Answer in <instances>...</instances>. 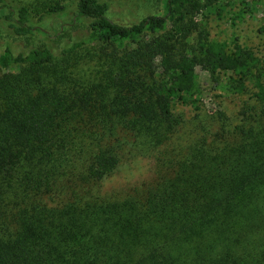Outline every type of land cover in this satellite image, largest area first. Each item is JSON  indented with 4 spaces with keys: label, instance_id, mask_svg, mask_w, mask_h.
<instances>
[{
    "label": "trees",
    "instance_id": "obj_1",
    "mask_svg": "<svg viewBox=\"0 0 264 264\" xmlns=\"http://www.w3.org/2000/svg\"><path fill=\"white\" fill-rule=\"evenodd\" d=\"M199 5L164 0L125 24L107 0L56 1L36 18L0 0L11 39L0 49V264H264V59L239 44L230 52L222 35L194 44L187 18ZM46 14L69 17L61 34L83 26L49 35ZM15 38L35 40L19 49ZM100 43L88 75L81 54ZM197 66L234 73L228 89L239 91L259 70L258 105L195 139L162 177L161 148L183 122L172 106L202 100ZM127 154L150 159L157 176L107 200L102 179Z\"/></svg>",
    "mask_w": 264,
    "mask_h": 264
},
{
    "label": "rangeland",
    "instance_id": "obj_2",
    "mask_svg": "<svg viewBox=\"0 0 264 264\" xmlns=\"http://www.w3.org/2000/svg\"><path fill=\"white\" fill-rule=\"evenodd\" d=\"M14 3L27 5L35 18L43 14L44 11L56 1L62 0H12ZM64 1V0H63ZM75 1V0H65ZM110 5L109 16L121 23L131 24L140 21L149 14L160 13L164 7V0H107ZM248 3V4H247ZM241 9L245 12L238 17ZM217 11H221L220 15ZM68 16H56L46 14L41 20L49 35H74L80 26L72 27V30L58 32L67 24ZM187 23L192 27L193 43L196 44L201 38L215 39L223 36L228 44L230 52L234 51L235 45L251 49L261 59H264V0H200L198 8L189 9ZM0 32V49H3L6 42L11 39ZM144 40L151 35L145 34ZM35 39L15 38L13 45L19 49L27 47ZM129 47L136 44L126 42ZM106 50V45L95 44L86 48L81 55H87L81 60L82 67L92 76L97 74L99 55ZM82 59V58H81ZM83 61H88L89 65H83ZM18 71V67L11 68ZM197 78L202 88V100L199 108L190 105L176 104L172 106L174 114L182 119L180 132L161 151L168 157L166 166L159 171L162 177H169L173 163L184 157L194 140L206 135L207 132L222 133L233 129L246 119L249 111L258 105L255 86L256 76H249L245 80L246 87L238 90L236 87H229L230 78L236 79L232 72L219 70L211 75L207 70L197 66ZM234 84V83H232ZM141 154L128 155L112 171L111 174L102 179L101 195L107 200H120L142 193L144 185L152 181L156 176L155 165L150 163V159L143 158ZM165 174V176H164ZM158 175V176H160Z\"/></svg>",
    "mask_w": 264,
    "mask_h": 264
}]
</instances>
